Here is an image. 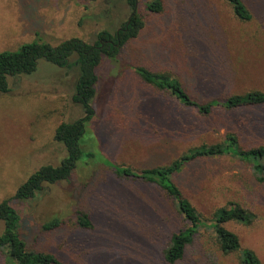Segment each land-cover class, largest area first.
<instances>
[{
  "label": "rangeland",
  "instance_id": "374dc122",
  "mask_svg": "<svg viewBox=\"0 0 264 264\" xmlns=\"http://www.w3.org/2000/svg\"><path fill=\"white\" fill-rule=\"evenodd\" d=\"M152 1L139 0L145 21L139 36L117 61L103 60L97 69L95 116L83 146L96 156L85 154L69 182L12 201L31 250L53 253L67 264H167L171 235L187 226L174 201L104 163L138 172L167 166L189 149L221 143L230 133L246 149L264 146V107L218 108L203 116L126 68L169 73L200 101L264 91V0H246L254 14L248 24L237 23L223 0H162L159 14L146 11ZM129 17L126 0H0V53L34 41L56 46L80 38L93 44L99 32H114ZM76 78L75 70L41 62L36 73L11 80L10 92L0 94V203L40 167L58 166L66 157L55 133L62 123L83 116L72 99ZM174 181L204 220L201 235L178 264H236L215 252L209 228L216 210L234 204L256 219L251 226L226 227L264 264V183L249 163L232 156L196 161ZM79 212L90 216L91 229L77 225ZM53 218L62 226L45 231Z\"/></svg>",
  "mask_w": 264,
  "mask_h": 264
},
{
  "label": "trees",
  "instance_id": "16d2710c",
  "mask_svg": "<svg viewBox=\"0 0 264 264\" xmlns=\"http://www.w3.org/2000/svg\"><path fill=\"white\" fill-rule=\"evenodd\" d=\"M130 8L129 19L114 32L103 30L98 33L93 44L80 38H72L53 46L42 41H34L22 45L17 51L0 53V94L11 90V80L29 76L37 72L41 62L59 69L77 71L74 84L73 101L80 105L83 116L71 123H62L56 130L55 139L67 152L58 166L44 165L35 171L17 189L13 197L0 203V263L15 264H67L53 253L35 251L28 248L27 241L21 235L22 218L12 201H27L34 198L46 185L69 182L79 162L87 154L83 146L86 144L87 127L94 119V100L97 95L99 75L97 69L103 60L117 61L123 48L139 36L145 26L140 12L139 0H126ZM231 11L233 19L239 24H248L254 20V14L246 0H223ZM146 11L159 14L164 11L162 0H154L146 5ZM139 76L148 85L158 91L168 93L181 106L193 108L203 116L211 115L216 109L224 108L236 111L246 108L264 107V91L251 90L245 94H234L225 99L219 97L210 101H200L181 83V81L165 72H155L146 67H126ZM96 156L90 152L86 157ZM232 156L242 162L249 163L256 179L264 183V146L244 148L236 134H228L226 139L217 144H203L189 149L173 164L146 169L141 172L127 166H115L105 162L118 176L151 184L163 191L175 203L178 213L185 219V229L171 235L164 251L167 264L183 262L187 249L201 235L204 220L202 215L185 199L174 176L180 174L189 164L216 157ZM209 228L213 233L215 252L223 257H233L236 264H263L255 249L244 248L240 237L226 227L228 223H244L251 226L256 217L241 204L222 207L215 211ZM77 225L84 230L93 227L90 216L77 214ZM62 226L58 218L44 224L45 231H56ZM212 240V239H211ZM2 259V260H1Z\"/></svg>",
  "mask_w": 264,
  "mask_h": 264
}]
</instances>
